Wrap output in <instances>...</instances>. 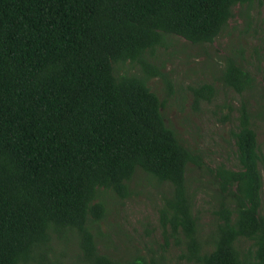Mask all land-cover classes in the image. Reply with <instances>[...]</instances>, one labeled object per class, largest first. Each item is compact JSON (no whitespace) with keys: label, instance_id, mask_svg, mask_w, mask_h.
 <instances>
[{"label":"trees","instance_id":"trees-1","mask_svg":"<svg viewBox=\"0 0 264 264\" xmlns=\"http://www.w3.org/2000/svg\"><path fill=\"white\" fill-rule=\"evenodd\" d=\"M263 4L0 0V264H68L47 255L60 241L75 244L78 264H264V144L248 108L239 107L233 132L238 169L211 170L205 231L186 181L200 158L166 125L148 86L160 75L149 58L168 37L211 43L236 7L250 22ZM134 64L140 73L121 72ZM243 64L226 58L220 78L238 94L256 85ZM192 92L195 104L214 96L209 84ZM140 174L166 187L164 243L121 261L98 250L95 226ZM170 240L180 249L175 262Z\"/></svg>","mask_w":264,"mask_h":264},{"label":"rangeland","instance_id":"rangeland-1","mask_svg":"<svg viewBox=\"0 0 264 264\" xmlns=\"http://www.w3.org/2000/svg\"><path fill=\"white\" fill-rule=\"evenodd\" d=\"M243 11L244 8L236 7L233 18L211 43L190 44L179 37H168L165 45L159 46L149 58L160 75L151 78L148 86L163 102L161 112L165 123L199 156L202 164L201 168L188 165L186 181L192 194L193 214L205 231L213 217L215 203L209 192L211 170L219 165L238 169L233 132L242 104L255 123L258 142L264 144V103L259 94L264 93V4L253 6L250 22L240 16ZM226 58L244 63L256 80L252 91L238 94L223 84L220 78ZM124 70L140 73V67L135 64L121 72ZM202 84L211 85L214 96L195 104L192 89ZM130 188L132 194L122 204L110 203L109 214L95 226L98 250L121 261L134 254L147 256L151 251H159L164 243L159 209L166 187L140 174L131 181ZM169 244L167 254L175 262L180 249L173 240ZM248 246L249 243L244 244L245 248ZM54 251L47 255L54 257L55 254L54 258L62 263L78 264L75 244L60 241L54 244Z\"/></svg>","mask_w":264,"mask_h":264}]
</instances>
